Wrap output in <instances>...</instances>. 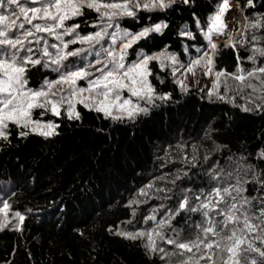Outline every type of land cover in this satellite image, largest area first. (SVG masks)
Wrapping results in <instances>:
<instances>
[{
	"label": "trees",
	"instance_id": "16d2710c",
	"mask_svg": "<svg viewBox=\"0 0 264 264\" xmlns=\"http://www.w3.org/2000/svg\"><path fill=\"white\" fill-rule=\"evenodd\" d=\"M232 1L240 6L239 28L231 41L215 42L211 71L223 73L218 88H184L173 74L175 64L162 57L163 68L160 61L149 62L151 102L135 98L147 110L131 118L115 119L79 104V119L68 118L66 110L60 116L34 110L35 119L58 125L53 136L8 122L7 139L0 138V208L7 203L12 219L0 222L6 223L0 229V264H264L260 255L264 252V72L259 71L264 68V0ZM221 4L222 0H176L165 9L141 8L134 17H118L109 32L138 33L166 25L129 48L126 64L166 51L180 65H189L209 53L205 32ZM14 8L5 5L0 14L9 15ZM83 13L65 21V27L78 24L80 36L99 30V14L88 8ZM21 22L23 18L17 20ZM22 31L12 29L9 37ZM75 35L64 36V42ZM41 36L39 44L35 37L25 42L33 49V59H42L40 65H27L26 88L33 90L45 80L59 78L56 66H48L40 49L45 42L60 41L37 33ZM109 44L106 38L103 47ZM87 47L77 43L68 50ZM100 48L96 45L70 57L61 71L87 67L98 52L104 59ZM13 53L18 60L27 55L23 49L0 45V59ZM42 111L45 115L40 116ZM141 189L147 194L142 195ZM216 189L223 199L213 196L218 203L209 217L191 211ZM186 197L188 205L180 209ZM233 203L239 220L223 227L222 213ZM152 215L155 220L148 219ZM245 215L251 231L244 228ZM209 221L215 222L219 236L204 235ZM161 222L164 226L157 227ZM153 229L164 237L154 235L155 251L146 246L147 235L137 239L120 235ZM232 229L243 241L238 247L229 240ZM198 237L203 240L199 250L176 246H191ZM169 239L176 244H168ZM207 243L213 247L206 248ZM228 247H234L235 255Z\"/></svg>",
	"mask_w": 264,
	"mask_h": 264
},
{
	"label": "snow or ice",
	"instance_id": "6c2138e0",
	"mask_svg": "<svg viewBox=\"0 0 264 264\" xmlns=\"http://www.w3.org/2000/svg\"><path fill=\"white\" fill-rule=\"evenodd\" d=\"M27 0H0V8L5 5L11 7L15 6L9 15L0 14V45L8 46L11 49L19 51L23 49L27 54L25 57L17 59L16 53H13L8 59H0V138L7 139L5 129L8 126V121L25 128L31 127L32 132L39 131L41 135L51 136L55 134V125L51 122L41 124L39 121H32L31 112L33 109H45L50 111L56 116H60V108L67 105L66 112L68 118L79 119V112L76 111V104H82L86 108H94L98 112H103L107 116L112 115V108L118 109L121 113L126 114L129 118L138 112L146 111L147 109L139 107L138 104H133L131 97L139 99H146L151 102L154 89L151 87L147 77L151 74L148 69V64L152 60L160 61V67L163 68L164 61L162 57L176 63L175 56L168 54L166 51L154 56L142 55L136 61L126 64L128 49L137 44L141 39L146 38L151 32H161L166 25L156 24L152 27L143 28L138 33L123 32H109L110 28L114 27V21L118 17L129 16L134 17L137 9L151 11L157 8H167L175 0H110V2H102V0H30V3L38 7L25 6ZM188 3L189 0H184ZM249 4L252 0H247ZM88 8L94 10L99 14V30L93 33L80 36L77 32L79 25L65 27V21L73 17L83 16V9ZM18 9V11H17ZM229 10V0H222L221 6L218 8L216 14L210 18L211 22L205 32V37L210 43V47L215 51L217 45L212 43V34H223L227 25L224 22V15ZM23 18V22L17 24V20ZM39 21V22H35ZM35 22V23H34ZM25 24L30 25L26 28ZM95 27V26H94ZM12 29H22L23 31L19 36L10 38L9 34ZM62 30V31H61ZM37 33H47L48 36H54L59 44L48 45L46 42L40 49L42 57H47L50 62L48 66L55 65V71L59 73V78L54 81L45 80L43 85L33 90L26 88L28 83L25 73L27 65H40L42 59H33L31 47H25V42L29 37H35L36 43L39 44L43 37H37ZM75 33V37L67 42H64L63 37ZM184 35H191V33H183ZM110 41L108 47H103L105 39ZM117 40L120 41L119 48L116 47ZM87 45V48L69 49V45L74 44ZM96 45H101V50L104 53V59L99 58L100 53H97L95 63H90L87 67L73 68L67 71H61L65 67V61L70 57L80 56L83 53L94 49ZM49 48L55 49V52H50ZM202 61L205 65H212L213 61L205 53L203 57L194 61V64H200ZM99 66V67H98ZM90 69H94L92 71ZM189 71L192 69L189 68ZM211 71V68L208 69ZM175 72V69H173ZM264 72V68L259 69ZM99 73L100 75H96ZM223 73H216L217 84L219 87V77ZM252 75V73H249ZM236 79L243 80V76H237ZM80 80L87 81V87H78L77 82ZM127 90L131 97L122 99L123 91ZM84 93H89L84 96ZM94 94V95H93ZM102 99H96V97ZM166 96H161L159 99H166ZM122 100V103H121ZM120 119L121 116L113 117ZM47 129V131H44ZM26 135V133H20ZM264 155V154H262ZM151 188V185L147 186ZM228 193V189H224ZM141 194L146 195V190L141 189ZM213 196L223 199L220 189H216L213 194H209L206 201H202L198 207L192 208L191 211H202L204 217H209V210L216 206L218 201L214 202ZM199 199V198H197ZM2 203V202H0ZM136 203V201H133ZM188 205V198L186 197L180 204L179 208L184 209ZM236 204H231L228 210L222 215L224 220L223 227H227L230 222H236L239 217L236 213ZM9 205L3 203L0 212L7 215ZM155 211V210H154ZM14 215L21 221L24 217L15 212ZM149 220H155V215L149 216ZM171 220V217H168ZM245 229L252 230V225L249 223L248 217L245 215L243 220ZM6 223H0V229H3ZM164 224L158 223L157 227L162 228ZM202 232L205 236L209 233L213 236L220 234L215 231V222L209 221L208 227L203 228ZM129 239H137L147 235L148 244L146 245L151 250H156L155 236L164 239L160 232L153 229L151 232L146 233L139 231L136 233H120ZM230 241H234L238 247L242 240L238 238V230L232 229ZM168 244H176V241L169 239ZM203 240L198 237L196 241L190 246L187 243H178L176 246L182 250L191 252L193 247L199 250ZM206 248L211 249L212 243L204 245ZM217 247L220 244L217 243ZM249 250H253L251 244L248 245ZM227 251L235 255L234 247H228ZM258 251V250H257ZM264 256V252L260 253ZM210 259V257H209ZM188 264H197V262L189 261ZM254 264V262H253Z\"/></svg>",
	"mask_w": 264,
	"mask_h": 264
},
{
	"label": "rangeland",
	"instance_id": "374dc122",
	"mask_svg": "<svg viewBox=\"0 0 264 264\" xmlns=\"http://www.w3.org/2000/svg\"><path fill=\"white\" fill-rule=\"evenodd\" d=\"M28 2H29V4L26 2V4H25L26 6H30V7H38L39 6V4H35V5L31 4L30 3V0H28ZM163 9H165V8H163ZM239 9H240V6H239V4L237 2H234L232 0H229V10L224 15V22H225L226 25L228 23L231 24V25H229L230 26V30L229 31L224 30V33L223 34H220V35H217L216 33H213L212 34V43H215L217 40H226V41H231L232 40L234 34L236 33V31L239 28ZM235 19H236V23H234L235 22ZM35 22H39V21H35ZM161 25H163V24H161ZM119 33L122 34V32H119ZM119 46H120V41L117 40L116 47L119 48ZM158 54H160V52L159 53H156L154 55H158ZM154 55H151V56H154ZM212 56H213V50L210 47V50H209V53H208V57L212 59ZM99 58L101 60H103V58H101V57H99ZM92 63L94 64L95 63V60L92 61ZM211 66L212 65L206 66L204 61H202L200 64H194L192 62L189 65H180L178 63L177 58H176V63H175V68H174L175 69V72L173 71V74L176 76V78L179 81V83L182 86H184V88H189L191 86H198V85H201V86L208 85L210 87V89L213 90L214 89V86L217 84V76H216V74L212 73V71H209L208 70L209 68H211ZM189 68H191L192 70L189 71L188 70ZM148 69H149V64H148ZM90 70L95 71L94 69H90ZM211 70H212V68H211ZM96 75H100V74L99 73H96ZM147 79L149 81V76L147 77ZM77 85H78V87H85V88L88 86L87 85V81H86V84L85 85L81 84L80 81H78L77 82ZM83 95L84 96H88L89 93H84ZM129 97H131V94L129 92H127V90H124L123 91V94H122V99H126V98H129ZM135 98H137V97H131V99L133 101V104H138L139 105L138 101H136ZM96 99L99 100V99H102V97H99L98 96V97H96ZM121 103H122V100H121ZM78 105L79 104H76V111L77 112H78V110H77V106ZM139 107H141V106H139ZM66 108H67V105L61 106V108H60L61 114H62V110H66ZM91 109H94V108H91ZM34 110L35 109H33L32 112H31L32 121H34V122L35 121H39L41 124H47V123L51 122V123H53V124L56 125V123L53 120L35 119L33 117ZM111 111H112V115L113 116H121V118L122 117H128L126 114L121 113L116 108H112ZM139 113L140 112H138L137 114H139ZM137 114H135V115H137ZM43 115H45V112L42 111L40 113V116H43ZM8 122H10V121H8ZM28 130L30 132H32L31 131V127H28ZM44 131H47V129H44ZM56 132H57V129L55 128V133ZM32 133L40 134L39 131L32 132ZM53 135H51V136H53ZM11 219H12V217L9 216V213L8 212H7V215L6 216H5L4 212H0V222L1 221L9 222Z\"/></svg>",
	"mask_w": 264,
	"mask_h": 264
},
{
	"label": "bare ground",
	"instance_id": "6f19581e",
	"mask_svg": "<svg viewBox=\"0 0 264 264\" xmlns=\"http://www.w3.org/2000/svg\"><path fill=\"white\" fill-rule=\"evenodd\" d=\"M228 23V22H227ZM234 23H236V19H235V22ZM229 25H231V24H227V27L225 28V30H227V31H229L230 30V26Z\"/></svg>",
	"mask_w": 264,
	"mask_h": 264
}]
</instances>
